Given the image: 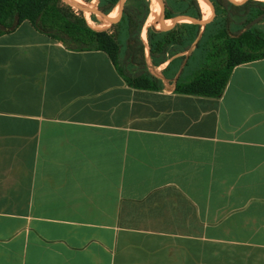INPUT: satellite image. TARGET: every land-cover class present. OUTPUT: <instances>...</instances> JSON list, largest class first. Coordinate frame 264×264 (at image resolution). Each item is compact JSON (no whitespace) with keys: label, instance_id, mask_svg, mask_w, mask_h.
<instances>
[{"label":"crops","instance_id":"1","mask_svg":"<svg viewBox=\"0 0 264 264\" xmlns=\"http://www.w3.org/2000/svg\"><path fill=\"white\" fill-rule=\"evenodd\" d=\"M0 264H264V58L211 97L0 33Z\"/></svg>","mask_w":264,"mask_h":264},{"label":"trees","instance_id":"2","mask_svg":"<svg viewBox=\"0 0 264 264\" xmlns=\"http://www.w3.org/2000/svg\"><path fill=\"white\" fill-rule=\"evenodd\" d=\"M120 1L0 0V33L28 21L68 49L105 52L133 87L211 97L222 93L234 66L264 58V0L243 7L231 0H215L217 17L204 26L188 22L179 37L159 29L160 7L154 0H127L125 16L106 25L100 24L98 15L89 13L91 25L84 10L73 4L111 13ZM236 1L243 4L245 0ZM153 2L155 13L149 21ZM163 4L171 31L172 18L186 13L203 17L200 0H163ZM204 4L206 7L207 2ZM208 14L206 19L212 16V8Z\"/></svg>","mask_w":264,"mask_h":264},{"label":"water","instance_id":"3","mask_svg":"<svg viewBox=\"0 0 264 264\" xmlns=\"http://www.w3.org/2000/svg\"><path fill=\"white\" fill-rule=\"evenodd\" d=\"M156 1L159 4L160 11H161V20H160V26L161 27H160V29L171 37H179L182 34V31L188 22L195 21V22H197L203 26L209 24L210 22H212L217 17L218 12H219V8H218V5L215 2V0H200V1L209 2L213 5L214 12H213L212 16L208 19H205L203 17H201V18L197 17L193 13H186V14L182 15V19H181V23H180V30L178 32H172L169 30L168 25H167L168 18H167L166 12H165L163 0H156ZM253 1H255V0H248V2L241 5V4H238L236 0H231V2L237 7L247 6L248 4H250ZM122 2H123L124 7H125V11L122 15H113L111 13H106V12L100 10L99 8H85L84 9V7H82L80 5H76V3H74V2H73V4L82 10H86L89 13H93V14H96V15L101 16V17H106L109 19V21H119L125 16V14L128 11L127 0H122Z\"/></svg>","mask_w":264,"mask_h":264},{"label":"rangeland","instance_id":"4","mask_svg":"<svg viewBox=\"0 0 264 264\" xmlns=\"http://www.w3.org/2000/svg\"><path fill=\"white\" fill-rule=\"evenodd\" d=\"M71 1V0H70ZM155 3L157 2L156 0H154ZM246 2H248V0H245L243 4H245ZM205 3V2H203ZM158 5V4H157ZM156 5V8L158 7ZM242 5V4H241ZM213 9V12H214V7L211 3L207 2V5L206 7H203L202 5V13H203V18L205 17H208V13H209V9ZM124 10H125V7H124V4L122 2V0L120 1V3L118 4V6L114 9V13L113 15H122L124 13ZM159 18H161V11L159 12ZM85 17L87 18L88 22L91 24V25H94L93 22H91L90 20V16H89V13L88 14H85ZM99 21L101 22L100 24L102 25H106L108 22H109V19L106 18V17H101L99 16L98 17ZM181 19H182V16H179L178 18H172L170 20V23L174 26L173 29L174 31L172 32H178L180 30V23H181ZM208 19V18H207ZM167 25H168V21H167ZM158 28V27H156ZM169 28V27H168ZM169 30L171 31V29L169 28Z\"/></svg>","mask_w":264,"mask_h":264},{"label":"bare ground","instance_id":"5","mask_svg":"<svg viewBox=\"0 0 264 264\" xmlns=\"http://www.w3.org/2000/svg\"><path fill=\"white\" fill-rule=\"evenodd\" d=\"M203 2H204V1H201V4L203 5V7H205V4H204ZM117 6H118V5H117ZM117 6H116V7H117ZM116 7H115V8H116ZM85 8H91V6L88 5V4H86V5H85ZM85 8H84V9H85ZM115 8H114V9H115ZM114 9L111 11V14H115V13H114ZM152 10H153V12H152V14H151L150 17H149V21L151 20V18L154 16V13H155L154 2H153V9H152ZM84 13H85V14H88L89 12H87L86 10H84ZM205 19H206V17H205Z\"/></svg>","mask_w":264,"mask_h":264}]
</instances>
